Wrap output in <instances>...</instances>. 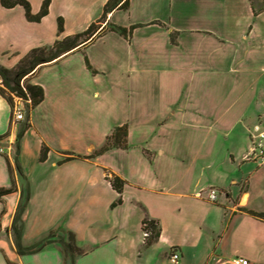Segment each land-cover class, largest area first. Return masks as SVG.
I'll list each match as a JSON object with an SVG mask.
<instances>
[{
  "label": "crops",
  "instance_id": "obj_1",
  "mask_svg": "<svg viewBox=\"0 0 264 264\" xmlns=\"http://www.w3.org/2000/svg\"><path fill=\"white\" fill-rule=\"evenodd\" d=\"M27 1L35 14L43 0ZM106 2L52 0L40 23L0 5V65L11 69L51 45L58 17L60 38L85 30ZM106 23L133 30L106 31L29 77L44 98L19 144L21 173L20 124L0 96V189H15L0 198V264H172V249L176 264H264V221L242 211L264 213V164L251 126L264 106V11L254 14L249 0H129ZM119 126L127 127V149L60 163L65 153L91 155ZM42 145L50 151L39 162ZM106 172L126 182L113 208L118 194ZM27 192L21 244L61 226L84 256L72 263L55 244L18 253L12 225ZM144 219L160 226L151 246Z\"/></svg>",
  "mask_w": 264,
  "mask_h": 264
},
{
  "label": "trees",
  "instance_id": "obj_2",
  "mask_svg": "<svg viewBox=\"0 0 264 264\" xmlns=\"http://www.w3.org/2000/svg\"><path fill=\"white\" fill-rule=\"evenodd\" d=\"M129 0H107L105 3L101 16L93 23H91L85 30L64 38H60L64 30V21L62 17L57 18V39L49 46L32 48L26 55H24L18 63L11 69L4 68L0 65V96H2L10 105L11 115L13 117V109L15 105L14 98H18L23 102L24 120L20 121V128L17 133L15 148L16 156L14 157V168L21 173V167L17 158L19 144L24 133L30 128L29 116L31 110L38 105L44 98V91L42 87L29 83V77L40 67L57 61L61 57L70 54L76 50H80L88 45L96 37L102 35L106 31H113L123 36H130L133 27L129 30L122 27L106 23V18L109 13L114 10H126L128 8ZM252 5L254 14L264 11V0H249ZM51 0H43L38 13L33 14L31 5L27 0H0V5L4 9H13L17 6L24 10V16L28 22L40 23L43 17L48 14ZM260 2L261 6L256 7V3ZM102 24H105L102 27ZM86 65L89 64L86 60ZM4 136H1L2 139ZM111 149H127V127H115L112 132L105 138L103 145L95 150L89 156H78L73 153H65L66 156L60 163L69 162L73 160H90ZM49 148L42 145L39 155V162H44L49 153ZM11 169V166H10ZM106 181L110 187L118 194V198L111 205V208L120 205L121 195L126 182L118 176L106 172ZM15 191L14 187L7 189H0V198L11 194ZM29 194L17 206L12 230L16 238V244L19 254H33L43 250L46 246L51 244L57 245L60 254L66 260L72 263L78 257L84 256L87 250L79 247L76 243L75 235L71 231L65 230L58 226L46 234L36 239L33 243L23 246L20 242V234L22 227V215L26 208ZM248 215L264 221V213L254 212L251 210L242 209ZM142 231L147 233L145 238L146 246L155 244L160 236V226L155 220L144 219L142 222ZM174 253V249L170 251V256Z\"/></svg>",
  "mask_w": 264,
  "mask_h": 264
},
{
  "label": "built area",
  "instance_id": "obj_3",
  "mask_svg": "<svg viewBox=\"0 0 264 264\" xmlns=\"http://www.w3.org/2000/svg\"><path fill=\"white\" fill-rule=\"evenodd\" d=\"M14 101L15 105L13 109V121L18 123L24 120L23 102L18 98H14ZM253 130L258 133V137L260 139L257 147L258 159L261 164H264V131H260L258 126H255ZM4 141V139H0V155H3L6 152V144ZM217 199L218 193L215 190H211L208 194V200L210 202H216ZM143 236L144 238H146L147 236V233L145 231H143ZM178 258V254L174 252L170 256V262L172 264H176ZM226 264H249V261L242 257H234L229 259Z\"/></svg>",
  "mask_w": 264,
  "mask_h": 264
},
{
  "label": "rangeland",
  "instance_id": "obj_4",
  "mask_svg": "<svg viewBox=\"0 0 264 264\" xmlns=\"http://www.w3.org/2000/svg\"><path fill=\"white\" fill-rule=\"evenodd\" d=\"M52 1V0H51ZM43 2V1H42ZM51 3V2H50ZM31 4V3H30ZM39 12V11H38ZM38 12H36V13H38ZM35 13V14H36ZM46 16H48V14L46 15ZM45 16V17H46ZM45 17H43L42 18V20L45 18ZM41 20V21H42ZM40 21V22H41ZM259 114H260V116H261V118L260 119H258L257 117H255V118H252V121H251V126L253 127L255 124L256 125H258V127L260 128V131H264V106L260 109V111H259ZM250 126V127H251ZM252 133H253V137L255 138V141L257 142V141H259L260 139H259V137H258V133L257 132H255L254 130L252 131ZM144 258H145V260H147V262H149L151 259L148 257V254H146L145 256H144Z\"/></svg>",
  "mask_w": 264,
  "mask_h": 264
}]
</instances>
